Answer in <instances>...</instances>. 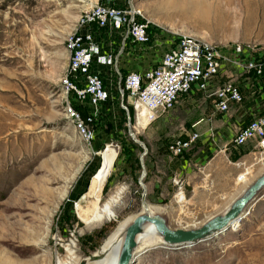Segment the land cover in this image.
Here are the masks:
<instances>
[{
    "label": "rangeland",
    "instance_id": "1",
    "mask_svg": "<svg viewBox=\"0 0 264 264\" xmlns=\"http://www.w3.org/2000/svg\"><path fill=\"white\" fill-rule=\"evenodd\" d=\"M97 1L0 0V264L71 262L70 251L76 262L93 258L120 222L142 213L143 202L174 230L198 229L264 171V157L255 150L249 175L236 173L231 185V173L218 180L206 172L176 178L167 149L208 119L212 103L202 94L184 97L144 130L132 116L129 122L114 97L95 141L79 136L64 114L66 38ZM132 1L152 23V42L123 55L124 70L155 66L182 35L220 48L264 50V0ZM130 124L143 145L131 137ZM110 150L117 158L107 182L82 200ZM119 189L124 193L110 216L88 223ZM134 264H264V191L230 229L194 243L140 250Z\"/></svg>",
    "mask_w": 264,
    "mask_h": 264
},
{
    "label": "built area",
    "instance_id": "2",
    "mask_svg": "<svg viewBox=\"0 0 264 264\" xmlns=\"http://www.w3.org/2000/svg\"><path fill=\"white\" fill-rule=\"evenodd\" d=\"M152 30V23L132 0H98L67 36L69 63L61 79L64 114L85 142L97 138L103 110L114 97L121 101L129 122L132 111L135 125L141 121L147 129L194 91L212 98L216 113L225 114L231 104L243 103L246 93L259 89L264 82V50L259 46L220 48L187 35L164 49L155 66L132 71L120 67L119 61L128 51L140 52L151 44ZM229 72L247 77V85L234 80L222 82V74ZM200 139L198 132L186 139L174 138L168 154L179 158ZM249 142H256L259 156L264 157V114L234 136L235 147ZM244 171L249 175V168ZM176 185L182 190L179 179Z\"/></svg>",
    "mask_w": 264,
    "mask_h": 264
},
{
    "label": "crops",
    "instance_id": "3",
    "mask_svg": "<svg viewBox=\"0 0 264 264\" xmlns=\"http://www.w3.org/2000/svg\"><path fill=\"white\" fill-rule=\"evenodd\" d=\"M246 79L247 77L239 78L235 72H229L222 74L221 81L234 80L246 86V83H248ZM196 94H202L206 97L205 94L198 91H194L192 95ZM208 100L212 103L208 119L196 122L195 127L183 137V139H186L191 133L198 132L201 135L199 142L179 158L167 155L170 162H174L172 166L176 178L183 179L194 172H206L218 180L225 174L231 173V177L227 178V181H231L227 185H231L232 181L236 182V173H241L245 168L251 166L249 163L252 152L257 150L256 142H249L245 146L235 147L233 140L239 129L264 114V82L260 83L259 89L255 87L252 91L247 92L243 103L231 104L228 113L225 114L216 113L213 99L209 98ZM201 123H206L207 131L204 126H200ZM198 128H201L202 132ZM263 173L264 171L259 177ZM235 200L231 201L228 206Z\"/></svg>",
    "mask_w": 264,
    "mask_h": 264
},
{
    "label": "water",
    "instance_id": "4",
    "mask_svg": "<svg viewBox=\"0 0 264 264\" xmlns=\"http://www.w3.org/2000/svg\"><path fill=\"white\" fill-rule=\"evenodd\" d=\"M130 135L139 145L136 134L129 125ZM147 153V148L145 147ZM145 176V174H144ZM143 176V177H144ZM264 191V173L258 177L245 191L237 198L222 214L211 217L198 229L174 230L167 224L162 215H152L150 213L141 214L136 217L133 223L126 229L123 247L118 264H134L136 260V249L138 247L137 238L145 231L148 224H152L164 242L171 246L194 243L217 235L241 221L247 209L254 204ZM146 193H144V196Z\"/></svg>",
    "mask_w": 264,
    "mask_h": 264
},
{
    "label": "bare ground",
    "instance_id": "5",
    "mask_svg": "<svg viewBox=\"0 0 264 264\" xmlns=\"http://www.w3.org/2000/svg\"><path fill=\"white\" fill-rule=\"evenodd\" d=\"M136 125L137 127L142 129H144L145 127V124L142 123L141 121H139V123H137ZM116 158H117V152L114 150H110L105 153L101 170L94 179L89 192L84 195L82 200H87L91 198L96 192L100 191L103 188V186L107 182L112 172ZM123 193L124 190L122 189L117 190L115 195H112L107 200L101 211L98 214H96L94 217L88 219V223L91 224V223L104 222L110 216L112 208L116 207V205L121 200ZM178 196L184 197V193H179ZM83 207H84L83 205H80V210L83 209ZM143 208L144 209L141 214L150 213L152 215H161V214H155L154 211L156 210L154 208L146 207L145 202H143ZM136 217L137 216H130L127 217L122 222H120L116 227L115 231L104 242L98 253H96V255L93 258H87L85 260H82L81 263L76 262L74 252L70 251L71 262L60 261L59 264H118L124 243L126 229L133 223ZM137 241H138V247L136 249V254L140 250H145L149 247H153L155 245H159L164 242L163 238L158 234V232L156 231V229L152 224H148L145 227V231L138 236Z\"/></svg>",
    "mask_w": 264,
    "mask_h": 264
},
{
    "label": "trees",
    "instance_id": "6",
    "mask_svg": "<svg viewBox=\"0 0 264 264\" xmlns=\"http://www.w3.org/2000/svg\"><path fill=\"white\" fill-rule=\"evenodd\" d=\"M131 116L133 117V112L131 111Z\"/></svg>",
    "mask_w": 264,
    "mask_h": 264
}]
</instances>
